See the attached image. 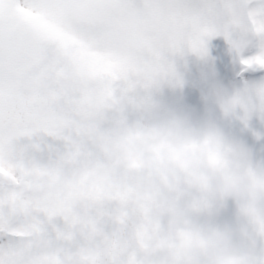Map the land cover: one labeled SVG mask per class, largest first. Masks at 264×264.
Instances as JSON below:
<instances>
[{"label":"clouds","instance_id":"clouds-1","mask_svg":"<svg viewBox=\"0 0 264 264\" xmlns=\"http://www.w3.org/2000/svg\"><path fill=\"white\" fill-rule=\"evenodd\" d=\"M158 7L143 4L114 41L123 72L89 77L90 110L114 115L112 128L94 138V158L108 180L125 193L97 207L127 213L131 225H115L109 246L119 264H264V164L226 131V120L248 127L264 120V80L242 81L204 96L194 120L153 100L163 87L182 88L181 66L202 56L222 37L235 58L264 68V3L261 0H197ZM247 49L254 54L245 56ZM247 62V63H245ZM200 85L215 88L211 74ZM143 91L135 102L130 94ZM133 107L138 118L128 121ZM230 222H218L225 205Z\"/></svg>","mask_w":264,"mask_h":264},{"label":"snow or ice","instance_id":"snow-or-ice-1","mask_svg":"<svg viewBox=\"0 0 264 264\" xmlns=\"http://www.w3.org/2000/svg\"><path fill=\"white\" fill-rule=\"evenodd\" d=\"M147 3L159 12L178 0ZM136 9L133 0H0V238L9 237L0 243V264H52L50 246L67 227L49 237L37 214L62 215L68 226L78 211L19 190L25 163L13 142L35 129L93 134L89 77L123 72L114 41Z\"/></svg>","mask_w":264,"mask_h":264},{"label":"rangeland","instance_id":"rangeland-1","mask_svg":"<svg viewBox=\"0 0 264 264\" xmlns=\"http://www.w3.org/2000/svg\"><path fill=\"white\" fill-rule=\"evenodd\" d=\"M197 0H178V3L194 4ZM137 7L143 0H133ZM254 54L247 49L245 56ZM184 77L182 88L163 87L153 93V100L168 110L187 115L194 120L203 116L204 96L238 86L242 81L264 80V68L246 66L235 58L230 45L222 37L209 41L202 56H188L181 66ZM211 74L215 88L200 85L201 77ZM137 89L130 94L135 102L143 96ZM95 100L89 105V112ZM129 122L138 118L133 108L125 113ZM114 115L110 112L97 113L91 117L94 129L92 135H82L75 128H65L58 133L35 129L21 135L13 142V151L25 165L18 169L19 190L31 191L42 197L51 196L57 203H71L78 206L76 214L68 224L62 215L48 217L38 213L41 230L49 237L63 233L49 249L52 264H119L118 246H109V236L115 225H131L127 213L113 215L97 207L98 203L110 195H123L118 187L108 180V170L97 161L94 138L97 133L112 128ZM230 136L240 141L251 153L254 163L264 164V120L253 119L248 127L238 121L226 120L223 125ZM234 217V205L228 202L220 209L218 222H230ZM17 221V227L24 224ZM16 238H12L13 242ZM9 237L0 238V243Z\"/></svg>","mask_w":264,"mask_h":264},{"label":"water","instance_id":"water-1","mask_svg":"<svg viewBox=\"0 0 264 264\" xmlns=\"http://www.w3.org/2000/svg\"><path fill=\"white\" fill-rule=\"evenodd\" d=\"M123 193V192H122ZM123 195H125V193H123Z\"/></svg>","mask_w":264,"mask_h":264}]
</instances>
